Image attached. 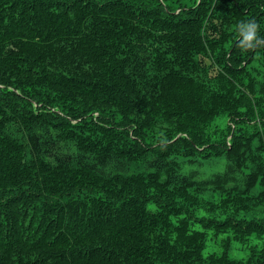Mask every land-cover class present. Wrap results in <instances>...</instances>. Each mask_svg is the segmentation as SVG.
Returning a JSON list of instances; mask_svg holds the SVG:
<instances>
[{"label":"trees","instance_id":"1","mask_svg":"<svg viewBox=\"0 0 264 264\" xmlns=\"http://www.w3.org/2000/svg\"><path fill=\"white\" fill-rule=\"evenodd\" d=\"M253 19L264 0H0V264H264Z\"/></svg>","mask_w":264,"mask_h":264},{"label":"clouds","instance_id":"2","mask_svg":"<svg viewBox=\"0 0 264 264\" xmlns=\"http://www.w3.org/2000/svg\"><path fill=\"white\" fill-rule=\"evenodd\" d=\"M236 44L244 52H254L264 47V36L260 34V25L253 20L240 21L236 25Z\"/></svg>","mask_w":264,"mask_h":264},{"label":"rangeland","instance_id":"3","mask_svg":"<svg viewBox=\"0 0 264 264\" xmlns=\"http://www.w3.org/2000/svg\"><path fill=\"white\" fill-rule=\"evenodd\" d=\"M222 169H219L218 171L216 172H221ZM232 256L237 258L239 256H241V253L237 250V246L234 247L233 251L231 252Z\"/></svg>","mask_w":264,"mask_h":264}]
</instances>
